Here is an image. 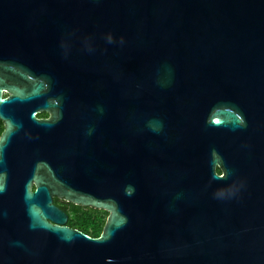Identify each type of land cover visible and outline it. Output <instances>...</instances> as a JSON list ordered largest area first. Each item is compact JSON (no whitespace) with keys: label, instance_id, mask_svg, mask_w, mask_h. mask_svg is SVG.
<instances>
[{"label":"water","instance_id":"1","mask_svg":"<svg viewBox=\"0 0 264 264\" xmlns=\"http://www.w3.org/2000/svg\"><path fill=\"white\" fill-rule=\"evenodd\" d=\"M1 90L0 264H264V0H0Z\"/></svg>","mask_w":264,"mask_h":264},{"label":"trees","instance_id":"2","mask_svg":"<svg viewBox=\"0 0 264 264\" xmlns=\"http://www.w3.org/2000/svg\"><path fill=\"white\" fill-rule=\"evenodd\" d=\"M216 173L219 171L216 169ZM67 220L65 226L80 231L84 235L95 238L100 233L106 213L90 208L68 204L64 210Z\"/></svg>","mask_w":264,"mask_h":264},{"label":"flooded vegetation","instance_id":"3","mask_svg":"<svg viewBox=\"0 0 264 264\" xmlns=\"http://www.w3.org/2000/svg\"><path fill=\"white\" fill-rule=\"evenodd\" d=\"M8 96H9V94L6 91H4V90L0 91V97L2 99H6V98H8ZM34 118H35V120H38V121L48 120L49 119L48 111L47 110H41V111L34 112ZM2 130H3V124L0 121V133L2 132ZM30 190L33 191V187H31ZM52 204L63 212L68 205V203L64 202L63 200L57 199L54 197L52 198Z\"/></svg>","mask_w":264,"mask_h":264}]
</instances>
